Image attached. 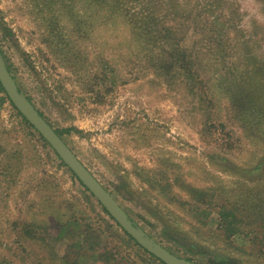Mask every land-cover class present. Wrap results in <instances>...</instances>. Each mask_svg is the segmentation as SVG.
<instances>
[{
	"label": "rangeland",
	"instance_id": "374dc122",
	"mask_svg": "<svg viewBox=\"0 0 264 264\" xmlns=\"http://www.w3.org/2000/svg\"><path fill=\"white\" fill-rule=\"evenodd\" d=\"M111 1L0 0L6 65L155 243L199 264H264V0H129L154 18L146 33L124 14L99 20ZM236 84L256 89L258 113L226 95ZM61 261L161 264L0 91V264Z\"/></svg>",
	"mask_w": 264,
	"mask_h": 264
},
{
	"label": "water",
	"instance_id": "95a60500",
	"mask_svg": "<svg viewBox=\"0 0 264 264\" xmlns=\"http://www.w3.org/2000/svg\"><path fill=\"white\" fill-rule=\"evenodd\" d=\"M0 84L17 111L33 126L52 150L64 162L66 167L83 183L88 191L106 209L114 221L133 238L136 243L150 255L163 264H199L180 258L161 245L155 243L140 228L133 225L127 212L117 202L113 195L99 182L91 171L79 160L63 138L56 132L47 120L40 115L35 106L19 93V88L0 54Z\"/></svg>",
	"mask_w": 264,
	"mask_h": 264
},
{
	"label": "trees",
	"instance_id": "16d2710c",
	"mask_svg": "<svg viewBox=\"0 0 264 264\" xmlns=\"http://www.w3.org/2000/svg\"><path fill=\"white\" fill-rule=\"evenodd\" d=\"M142 4V2L136 1V2H132L129 0H112L110 3L108 4H95V7L98 11V17L99 20L101 19L102 21H105V23H108L109 20H112V18L122 15L124 14L125 16H127L128 18L125 19V23L127 24V27L130 30L133 31H139L142 33H146V32H155L156 31V26L154 25V18L151 19L149 18V16L147 15V13L141 14L143 13V9L139 8L138 6ZM134 5V7H133ZM136 7L135 11H133V9ZM100 12H103V14H101ZM215 43V40H214ZM0 54L4 60V57L2 55V51L0 50ZM177 56H179V58L181 59V62L186 66V68L192 69L193 72V68L191 66L190 61L187 59L186 57V52L185 51H181V53H176ZM176 54H173V57H176ZM160 55V54H159ZM157 57L156 62H159V56L155 55V59ZM5 61V60H4ZM164 63H161V66H163ZM183 65V66H184ZM9 71L11 72L12 77L14 78L15 82L17 83V86L19 88V93L23 94L22 90L20 89L18 82L16 81V76L12 73V71L10 70V67L7 66ZM191 67V68H190ZM179 68V67H178ZM192 73L190 75V78H192ZM261 81H263V79H261ZM235 86V85H234ZM191 88V90L193 89L192 87H190L189 85V89ZM231 88V87H230ZM227 89L226 95H228L231 99V101H240V99H245L247 101H249V103H251V108L254 110L252 115H255L256 113H258L262 108H260L256 102L254 101V99L257 97V92L256 89H245L244 87L242 88L240 86V84H236L235 87H233V89ZM0 91H2L4 93V95L6 96V98L8 99V101L10 102V104L14 107V105L11 103V101L9 100L6 92L4 91L3 87L0 84ZM247 92V93H246ZM239 98V99H238ZM246 105L241 106V108H244ZM15 108V107H14ZM16 109V108H15ZM17 110V109H16ZM264 111V110H263ZM18 112V111H17ZM40 113V112H39ZM18 115H20L22 117V119L31 127L33 128V126H31L26 119L18 112ZM41 116L44 117V115L42 113H40ZM238 118L241 120V122H245V118L242 117V115H239ZM248 125H250L251 127H253V129H256L257 127V122L255 120L254 117L248 119ZM243 124V123H242ZM245 125V124H244ZM34 129V128H33ZM249 131V130H248ZM56 132L62 137L63 134V130H56ZM41 137V135H40ZM41 139L50 147V145L41 137ZM51 148V147H50ZM52 149V148H51ZM55 153V152H54ZM55 155L57 156V158L60 160L61 164L64 165L66 167V165L64 164V162L59 158V156L55 153ZM70 171V170H69ZM70 173L72 174V176L79 182V184L81 185V187L84 189V191L86 193L89 194V196L93 199L96 200L97 204L100 206L102 212L111 220L113 221L116 226L122 231V233L124 234V236L128 239V241H130L135 247H139L140 249H142L137 243L136 241L131 238L127 233H125L123 231V229H121V227L114 221V219H112V217L109 215V213L106 211V209L104 207L101 206V204L98 202V200L88 191V189H86V187L83 185V183L70 171ZM128 214V213H127ZM129 216V215H128ZM130 220L133 222V225L135 227L138 228L137 224L135 223V221L129 216ZM145 253H147V255L150 258H153L154 260L158 261L159 263L163 264L161 261H159L158 259H156L154 256L150 255L147 251H145L144 249H142ZM191 261V260H190ZM61 264H65V262H60ZM84 264V263H81Z\"/></svg>",
	"mask_w": 264,
	"mask_h": 264
}]
</instances>
